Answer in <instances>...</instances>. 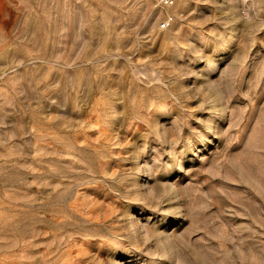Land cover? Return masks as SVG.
<instances>
[{
    "label": "rangeland",
    "instance_id": "1",
    "mask_svg": "<svg viewBox=\"0 0 264 264\" xmlns=\"http://www.w3.org/2000/svg\"><path fill=\"white\" fill-rule=\"evenodd\" d=\"M0 264H264V0H0Z\"/></svg>",
    "mask_w": 264,
    "mask_h": 264
},
{
    "label": "built area",
    "instance_id": "2",
    "mask_svg": "<svg viewBox=\"0 0 264 264\" xmlns=\"http://www.w3.org/2000/svg\"><path fill=\"white\" fill-rule=\"evenodd\" d=\"M166 2H169V0H165ZM169 24H170V20H169V18H166V19H164L163 21H162V23L160 24V27H162V28H166V27H168L169 26Z\"/></svg>",
    "mask_w": 264,
    "mask_h": 264
}]
</instances>
